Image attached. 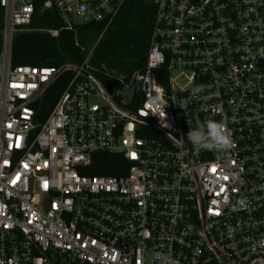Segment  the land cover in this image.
<instances>
[{
	"label": "built area",
	"instance_id": "2783aa9c",
	"mask_svg": "<svg viewBox=\"0 0 264 264\" xmlns=\"http://www.w3.org/2000/svg\"><path fill=\"white\" fill-rule=\"evenodd\" d=\"M150 1L145 67L114 96L88 71L91 53L82 67H14L12 41L37 10L59 15L47 30L58 37L110 25L127 0H0V264H264V0ZM156 88L164 118L147 102ZM209 119L229 149L187 140ZM98 153L121 155L127 173L82 174Z\"/></svg>",
	"mask_w": 264,
	"mask_h": 264
},
{
	"label": "trees",
	"instance_id": "16d2710c",
	"mask_svg": "<svg viewBox=\"0 0 264 264\" xmlns=\"http://www.w3.org/2000/svg\"><path fill=\"white\" fill-rule=\"evenodd\" d=\"M155 20L156 8L150 0H127L108 26L104 22H88L75 31L62 30L58 37H52L47 30L63 27L59 15L37 10L30 27L21 28L13 36L11 63L14 67H82L91 53L88 71L104 90L116 96L124 87L119 77L128 82L135 72L144 69ZM4 27L5 10L0 5V60ZM72 77V72H67L48 88L39 104L41 120L52 111ZM139 100L137 95L135 105ZM128 167L121 155L98 153L82 174L123 176Z\"/></svg>",
	"mask_w": 264,
	"mask_h": 264
},
{
	"label": "clouds",
	"instance_id": "9594fccd",
	"mask_svg": "<svg viewBox=\"0 0 264 264\" xmlns=\"http://www.w3.org/2000/svg\"><path fill=\"white\" fill-rule=\"evenodd\" d=\"M148 103L153 105L155 116L164 118V105L161 103L160 89L156 88L154 91L148 93ZM187 140L197 150L206 151H223L231 147L232 141L229 133L226 130V126L219 121L207 120L201 125L190 128L187 133ZM261 246H264V240L259 241Z\"/></svg>",
	"mask_w": 264,
	"mask_h": 264
},
{
	"label": "rangeland",
	"instance_id": "374dc122",
	"mask_svg": "<svg viewBox=\"0 0 264 264\" xmlns=\"http://www.w3.org/2000/svg\"><path fill=\"white\" fill-rule=\"evenodd\" d=\"M121 78V77H119ZM92 102L99 106H106L107 102L103 99L102 96H98L92 99Z\"/></svg>",
	"mask_w": 264,
	"mask_h": 264
},
{
	"label": "water",
	"instance_id": "95a60500",
	"mask_svg": "<svg viewBox=\"0 0 264 264\" xmlns=\"http://www.w3.org/2000/svg\"><path fill=\"white\" fill-rule=\"evenodd\" d=\"M92 79V78H91ZM93 81H95L94 79H92ZM96 82V81H95Z\"/></svg>",
	"mask_w": 264,
	"mask_h": 264
}]
</instances>
